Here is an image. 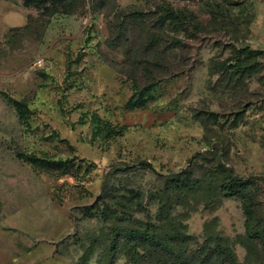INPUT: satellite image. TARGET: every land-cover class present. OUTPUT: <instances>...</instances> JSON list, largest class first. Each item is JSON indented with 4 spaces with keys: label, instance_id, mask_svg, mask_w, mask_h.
I'll return each instance as SVG.
<instances>
[{
    "label": "rangeland",
    "instance_id": "obj_1",
    "mask_svg": "<svg viewBox=\"0 0 264 264\" xmlns=\"http://www.w3.org/2000/svg\"><path fill=\"white\" fill-rule=\"evenodd\" d=\"M68 2L0 0V264H154L113 255L97 208L125 217L142 200L156 221L185 172L197 188L171 214L191 256L230 246L264 264V53L251 76L224 67L237 46L264 52V0ZM165 2L192 13L188 33L160 24ZM218 5L240 32L214 23ZM152 58L167 76L138 92ZM226 168L249 182L252 237L242 200L213 187Z\"/></svg>",
    "mask_w": 264,
    "mask_h": 264
},
{
    "label": "trees",
    "instance_id": "obj_2",
    "mask_svg": "<svg viewBox=\"0 0 264 264\" xmlns=\"http://www.w3.org/2000/svg\"><path fill=\"white\" fill-rule=\"evenodd\" d=\"M25 4L27 6L35 5L38 7L50 5V8L51 6H63L69 12L71 10V4L68 0H25ZM157 8V11L160 13V24L166 30L175 32L182 30L186 33L190 31L191 20H194L191 12L180 10L170 2H165ZM219 8L220 5L210 12L214 23L232 26V28L230 27V31L235 33L240 32V26L245 22L241 21L239 17L232 18L230 15L226 16L222 14V10ZM134 12L136 11H131V13ZM155 40H158V38H150L148 56L155 54ZM236 49L237 53H239L237 58L232 59L230 63L224 64V67L231 71L233 75H237V77L242 79L245 74L251 76L252 73L259 71L263 66V62L256 59L263 55L264 52L262 50L254 49L250 45L237 46ZM150 52L153 54L151 55ZM162 53L166 54L167 51ZM156 57L159 56L156 55ZM153 59L149 60V65L146 66L148 74L144 86L138 81L137 76L133 77L138 92L144 93L149 91L156 86L159 81L158 78L167 76V74H161L155 77L153 69L149 67L153 64ZM21 104L19 103V105ZM171 182L173 194L160 203L155 218L158 222L151 221L147 224L140 218V215L144 214L141 204L142 200H138L135 204L137 206H135L134 212L125 217L119 214V212H115L116 210H112L109 206L104 207V204L101 203L97 208L100 217L105 224L112 225L110 234H108L112 254L116 255L120 250L132 262L146 261L154 264H241L238 255L230 246H220L212 250L206 249V253L203 251L204 254L197 250L198 255L196 258L191 256L193 249L190 246L194 243V236L185 230L187 228L186 224L181 220L177 221V218L171 212L175 206L189 200V194L197 188V185H194L191 174L188 172L175 176L171 179ZM248 183V181L243 180L239 175L235 174L231 168H226L224 174H222L220 184H214L213 187H220V191L224 196L238 197L242 200L247 215L248 237H252L254 205L251 204ZM129 193L133 197L140 199L136 191L129 190Z\"/></svg>",
    "mask_w": 264,
    "mask_h": 264
},
{
    "label": "built area",
    "instance_id": "obj_3",
    "mask_svg": "<svg viewBox=\"0 0 264 264\" xmlns=\"http://www.w3.org/2000/svg\"><path fill=\"white\" fill-rule=\"evenodd\" d=\"M42 60L39 61V63H41Z\"/></svg>",
    "mask_w": 264,
    "mask_h": 264
}]
</instances>
